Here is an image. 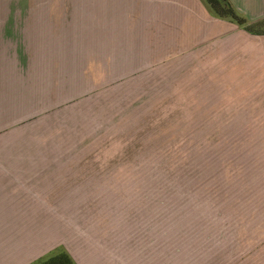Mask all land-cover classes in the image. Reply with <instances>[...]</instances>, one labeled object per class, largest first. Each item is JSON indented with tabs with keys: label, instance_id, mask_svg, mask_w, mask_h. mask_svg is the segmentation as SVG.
<instances>
[{
	"label": "rangeland",
	"instance_id": "rangeland-1",
	"mask_svg": "<svg viewBox=\"0 0 264 264\" xmlns=\"http://www.w3.org/2000/svg\"><path fill=\"white\" fill-rule=\"evenodd\" d=\"M225 1L0 0L63 35L64 102L7 156L72 264H264V12Z\"/></svg>",
	"mask_w": 264,
	"mask_h": 264
},
{
	"label": "crops",
	"instance_id": "crops-1",
	"mask_svg": "<svg viewBox=\"0 0 264 264\" xmlns=\"http://www.w3.org/2000/svg\"><path fill=\"white\" fill-rule=\"evenodd\" d=\"M229 2L243 14L264 12V0ZM46 22L0 12V182L10 183L0 193V264H35L64 249L73 259L62 208L16 184L15 167L25 158L13 171L8 161L9 151L30 149L21 135L64 102L63 35Z\"/></svg>",
	"mask_w": 264,
	"mask_h": 264
},
{
	"label": "trees",
	"instance_id": "trees-1",
	"mask_svg": "<svg viewBox=\"0 0 264 264\" xmlns=\"http://www.w3.org/2000/svg\"><path fill=\"white\" fill-rule=\"evenodd\" d=\"M207 2L218 15H224L226 13L231 18L236 19V15L225 0H223V4L226 5V9H222L217 0H207ZM35 264H72V262L65 252H57L37 261Z\"/></svg>",
	"mask_w": 264,
	"mask_h": 264
}]
</instances>
